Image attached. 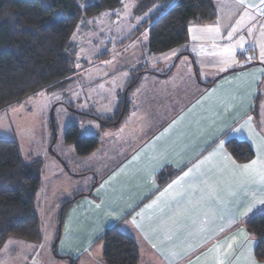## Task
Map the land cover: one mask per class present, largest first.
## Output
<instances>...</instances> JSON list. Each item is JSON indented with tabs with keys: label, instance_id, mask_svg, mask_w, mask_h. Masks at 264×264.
I'll return each instance as SVG.
<instances>
[{
	"label": "crops",
	"instance_id": "1",
	"mask_svg": "<svg viewBox=\"0 0 264 264\" xmlns=\"http://www.w3.org/2000/svg\"><path fill=\"white\" fill-rule=\"evenodd\" d=\"M212 1L214 20L190 22L187 41L160 54L149 52L148 27L140 29L160 9L152 8L129 35L130 61L115 67L129 78L110 92L102 79L82 81L86 106L78 108L74 98L67 102L77 118L124 131L128 140L111 145L102 137L91 153L79 157L90 165H107L93 187L91 183L68 196L51 185L56 194L53 206L48 201L52 246L44 247L39 220L40 240L8 237L0 264H104L101 237L109 228L134 240L137 264H264L256 259L257 240L245 226L264 213L259 175L264 165V61L252 58V51L259 54L253 38L258 32L264 37V0ZM145 31L147 42L134 46ZM223 54L232 62L215 60ZM108 57L91 64L103 66ZM90 66L80 71L85 74ZM73 70L64 91L78 90L79 76ZM120 109L118 120L105 126ZM72 124L84 136L78 123ZM232 139L250 146L249 161L238 163L232 157L225 146ZM47 160L59 171L57 161ZM252 161L257 165L246 171L242 166ZM41 182L35 200L38 219Z\"/></svg>",
	"mask_w": 264,
	"mask_h": 264
},
{
	"label": "trees",
	"instance_id": "2",
	"mask_svg": "<svg viewBox=\"0 0 264 264\" xmlns=\"http://www.w3.org/2000/svg\"><path fill=\"white\" fill-rule=\"evenodd\" d=\"M120 4L121 0H0V110L40 90H63L74 72L76 49L70 39L81 17ZM154 7L160 8L157 14L140 27H148L152 54L184 44L190 22L206 24L215 18L212 0H137L134 13L141 15ZM121 114L120 109L104 125L111 126ZM64 141L72 144L78 156L88 155L98 145L96 137L80 136L73 124L64 131ZM225 146L238 163L253 156L245 142L232 139ZM39 166V162L24 161L16 140L0 138V250L8 237L40 240L35 209ZM169 177H160L159 183ZM70 202L63 203L62 209ZM245 226L257 240L256 259L264 261V213L248 219ZM101 239L104 264H137L138 248L129 235L109 228Z\"/></svg>",
	"mask_w": 264,
	"mask_h": 264
},
{
	"label": "rangeland",
	"instance_id": "3",
	"mask_svg": "<svg viewBox=\"0 0 264 264\" xmlns=\"http://www.w3.org/2000/svg\"><path fill=\"white\" fill-rule=\"evenodd\" d=\"M134 5L135 0H121V5L116 9L105 10L98 15L81 17L70 39V43L76 49L73 67L79 76L77 79L80 84H78L77 91L40 90L0 111V138L16 140L22 158L26 163H31L33 160L40 163L39 176L40 180L44 181V183L41 182V186L44 184V190L38 197L37 208L44 234V247L52 246V242H50L53 237V232L50 231L52 221L49 220L52 208L49 207L48 201L53 206L56 194L50 188L51 185L54 184V186L60 188L55 190H62L63 195L71 196L73 192L87 190L91 183L95 182V179L107 169V165L98 167L95 161H92L90 165L89 160L79 158L84 156H78L72 144L64 141L66 128L72 121H76L81 135L94 136L100 141L104 137L105 139L102 142L109 140L111 145L114 142L123 143L128 140L124 131L114 132L107 128L101 129V124L97 120L77 118L76 111L67 105V102L74 98L76 100L75 105L78 108L86 106V98L81 93L80 86L84 80L102 79L103 86H107L106 90L110 92L114 84L120 85L127 80V77L129 78L125 72L116 71L115 67L117 68V65L130 61L131 55L129 52L132 48H129L131 41L129 35L152 12L133 15ZM254 29L256 28L254 27ZM250 31L249 36L253 34ZM147 39L148 33L145 31L140 35L134 46L142 47ZM253 40L259 48V54L256 56L255 52L252 51V58L264 61V37L258 32L257 37H254ZM105 54L106 56L109 55L108 59L103 62V66L107 67V72L104 68L101 69L103 66L92 65L96 60L103 58ZM215 60L217 62L224 61L225 65L228 61L232 62L229 60L228 54L227 56L223 54ZM205 62L207 61H202V63ZM236 62L245 61L236 60ZM86 64L91 66L84 74L80 69ZM133 82L134 79L131 80L130 84H133ZM109 84L110 86H108ZM74 92H77V94L72 95ZM52 120L54 122L53 127ZM99 156L102 157V153H99ZM98 157L94 156L92 158ZM47 159L57 161L59 171L52 170V167L49 166L52 160ZM68 171L74 178L69 177ZM75 171L89 173L78 176L74 174ZM93 185L94 183L91 186L93 187ZM42 199L47 201L41 204L40 200ZM58 232L56 230L55 234L58 235Z\"/></svg>",
	"mask_w": 264,
	"mask_h": 264
},
{
	"label": "snow or ice",
	"instance_id": "4",
	"mask_svg": "<svg viewBox=\"0 0 264 264\" xmlns=\"http://www.w3.org/2000/svg\"><path fill=\"white\" fill-rule=\"evenodd\" d=\"M241 2H243V0H241ZM256 165H257V161H252L250 164H245L242 167L247 171L250 169H254ZM259 175H260L261 181H264V165H261L259 169ZM261 203L264 204V201H261Z\"/></svg>",
	"mask_w": 264,
	"mask_h": 264
},
{
	"label": "water",
	"instance_id": "5",
	"mask_svg": "<svg viewBox=\"0 0 264 264\" xmlns=\"http://www.w3.org/2000/svg\"><path fill=\"white\" fill-rule=\"evenodd\" d=\"M51 122H52L51 124H52V127H53V126H54V125H53V124H54L53 120H52Z\"/></svg>",
	"mask_w": 264,
	"mask_h": 264
}]
</instances>
